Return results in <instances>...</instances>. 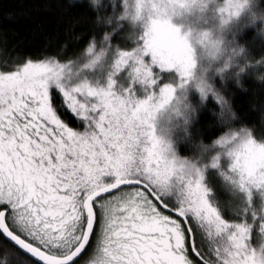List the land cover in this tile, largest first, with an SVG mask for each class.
Listing matches in <instances>:
<instances>
[{
	"label": "snow or ice",
	"instance_id": "6c2138e0",
	"mask_svg": "<svg viewBox=\"0 0 264 264\" xmlns=\"http://www.w3.org/2000/svg\"><path fill=\"white\" fill-rule=\"evenodd\" d=\"M135 2L116 19L130 22ZM109 40L93 38L80 64L0 71V236L31 264H264V242L252 243L254 228L264 240V139L228 125L210 163L177 154V139L190 143L178 92L191 76L178 29L153 20L131 51Z\"/></svg>",
	"mask_w": 264,
	"mask_h": 264
},
{
	"label": "trees",
	"instance_id": "16d2710c",
	"mask_svg": "<svg viewBox=\"0 0 264 264\" xmlns=\"http://www.w3.org/2000/svg\"><path fill=\"white\" fill-rule=\"evenodd\" d=\"M121 1L122 3L120 1L114 3L111 0H98L97 7L93 8L89 0H0V71L11 70L5 67L6 62L12 64L27 58L34 61L53 58L61 62L73 61L80 64L86 61V49L93 38L99 48V42L105 34L110 37L111 49L132 50L138 39L139 30L127 19L119 21L116 19L123 15V0ZM113 5L116 7L113 8ZM108 19H112L113 23L108 24L106 22ZM252 38L251 29L241 36V39L250 41L254 55L259 57L264 54V45L253 42ZM257 74H264V64H253L249 67L247 75L243 78L246 91L235 87L232 81H229L227 87H224L219 79L214 81L215 87L231 101L239 118L231 122L218 121L214 115L218 111V103L209 97L206 106L199 112V118L191 125L190 143L177 139L183 156L188 158L198 156L191 147V141L201 138L210 141L219 138L229 131L228 125L232 130L246 127L255 139H264V82L255 79ZM174 75L163 74V82H170ZM190 102L194 106L200 105L197 93L191 94ZM70 126L79 128L78 123ZM210 161L211 155H208L204 162ZM206 180L213 187L219 200L229 202L226 215L230 221H238L240 217L233 216L231 208L233 202L221 191V181L216 172L209 170L206 173ZM253 234L255 237V229ZM4 250L10 253L4 264H31L30 257L0 236V254Z\"/></svg>",
	"mask_w": 264,
	"mask_h": 264
},
{
	"label": "clouds",
	"instance_id": "9594fccd",
	"mask_svg": "<svg viewBox=\"0 0 264 264\" xmlns=\"http://www.w3.org/2000/svg\"><path fill=\"white\" fill-rule=\"evenodd\" d=\"M93 8L98 0H89ZM167 21L182 38L190 59V87L178 92L179 98L188 106V129L199 118V112L206 106L207 99L201 95L214 93L220 98L218 111L214 113L217 120L229 122L238 119V114L231 101L215 87L214 81L219 79L227 87L229 81L241 91H246L243 78L253 64H264V54L256 57L250 47L249 40L241 36L249 29L253 31V42L264 45V2L262 0H136L130 23L140 32L148 30L152 21ZM258 82H264V74L255 75ZM195 91L200 97V105L194 106L190 96ZM223 113V115H221ZM167 116L160 120V127H166ZM250 132L246 127H241ZM214 138L210 141H191V147L198 156L212 155L218 148ZM184 142V141H182ZM179 154V146H176ZM182 155V154H180ZM183 156V155H182ZM186 158V156H183Z\"/></svg>",
	"mask_w": 264,
	"mask_h": 264
},
{
	"label": "rangeland",
	"instance_id": "374dc122",
	"mask_svg": "<svg viewBox=\"0 0 264 264\" xmlns=\"http://www.w3.org/2000/svg\"><path fill=\"white\" fill-rule=\"evenodd\" d=\"M112 2L114 3H117V2H121V0H111ZM123 51H126V50H123ZM131 51V50H130ZM58 61V60H57ZM61 62V61H59ZM69 62H73V61H68V62H61V63H69ZM87 74V73H86ZM170 82H173L172 80H170ZM249 221L251 222V218L249 217ZM256 230V234H255V237H254V234H252V243H253V246H258V244L260 242H264V240H261V238L259 237L258 235V228H254ZM255 241V242H254Z\"/></svg>",
	"mask_w": 264,
	"mask_h": 264
},
{
	"label": "water",
	"instance_id": "95a60500",
	"mask_svg": "<svg viewBox=\"0 0 264 264\" xmlns=\"http://www.w3.org/2000/svg\"><path fill=\"white\" fill-rule=\"evenodd\" d=\"M6 239V238H5ZM7 240V239H6ZM8 242H10L9 240H7ZM12 245H14L12 242H10ZM15 246V245H14ZM16 247V246H15ZM17 248V247H16ZM17 249H19V248H17ZM20 250V249H19ZM21 251V250H20ZM22 252V251H21ZM22 253H24V252H22ZM25 254V253H24ZM26 255V254H25ZM27 256V255H26Z\"/></svg>",
	"mask_w": 264,
	"mask_h": 264
}]
</instances>
